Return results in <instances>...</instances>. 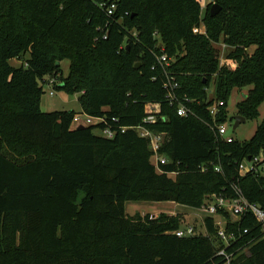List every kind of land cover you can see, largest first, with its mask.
Wrapping results in <instances>:
<instances>
[{
	"label": "trees",
	"instance_id": "16d2710c",
	"mask_svg": "<svg viewBox=\"0 0 264 264\" xmlns=\"http://www.w3.org/2000/svg\"><path fill=\"white\" fill-rule=\"evenodd\" d=\"M216 4L212 18V5L201 16L196 0H0V264H222L211 220V239L178 238L181 217L124 210L127 202L196 209L213 194L233 196V184L264 209V174L237 172L241 161L264 158V119L250 140L227 143L210 129L208 110L223 101L216 122L224 124L231 92L250 88L236 113L259 116L264 0ZM214 44L231 48L221 67ZM25 54L20 67L10 65ZM162 55L171 59L167 68L157 61ZM165 69L193 116H177L167 102ZM52 77L62 80L55 90L78 94L90 116L125 127L156 116L148 128L166 135L165 173L157 174L147 140L132 131L109 140L74 126L73 111L43 113L42 84ZM234 228L241 250L233 264H264L256 221L246 216Z\"/></svg>",
	"mask_w": 264,
	"mask_h": 264
},
{
	"label": "built area",
	"instance_id": "2783aa9c",
	"mask_svg": "<svg viewBox=\"0 0 264 264\" xmlns=\"http://www.w3.org/2000/svg\"><path fill=\"white\" fill-rule=\"evenodd\" d=\"M200 6L201 16L207 6L216 3V0H196ZM114 5L108 8V15L114 12ZM204 34V32H202ZM225 47L224 45H222ZM223 59L220 56V67L223 65ZM158 63L167 68L171 64V59L166 55L157 57ZM165 82L164 89L167 92V102L170 106H176V114L179 117L193 116V113L189 107L177 99L176 93L179 90V83L176 78L167 70H164ZM50 89L49 95L53 96L55 85H59L60 81L56 78H47L44 82ZM185 103H189L187 98H184ZM224 107L223 101L213 100L209 107V115L212 118V124L210 129L216 133L217 136L222 138L227 143H232L234 139L227 136V128L224 124H217L216 120L220 114V110ZM82 119L84 121H82ZM157 121L156 116L150 115L143 119L142 124L136 127H125L118 124V120L110 119L107 116L94 117L85 113L76 114L73 117L74 126H86L93 127L102 133V138L114 139L118 135L132 131L138 135L139 138L145 139L148 142V148L151 152V163L157 172V174H164L161 166L168 163L167 159L159 154L160 148L164 142L162 137L164 134L151 131L148 126L154 125ZM212 166V164H210ZM238 176L245 177L248 174L262 173L264 174V158L259 155L253 159L243 160L238 165ZM202 173L208 171V166H202L200 168ZM213 171L217 174L221 173L219 166H213ZM178 173H168V176L176 177ZM233 196H226L222 194H213L207 198L205 203L199 208L193 209L197 211L196 219L198 220V226L188 225L183 229H179L173 234L178 238H190L194 236H202L212 238L206 224V220L212 221V228L214 229V238L220 245L215 248L216 257L221 258L222 264H233L236 255L240 252L239 249H235L234 246L238 241L236 236L234 225L238 224L246 216L252 217L259 225L264 237V209L258 205L249 202L242 195L240 188L233 184L231 186ZM192 209V208H190ZM168 216H176L175 213ZM151 219L157 216H150ZM244 233H248V230H244ZM241 237V236H240ZM247 252V250H246Z\"/></svg>",
	"mask_w": 264,
	"mask_h": 264
},
{
	"label": "rangeland",
	"instance_id": "374dc122",
	"mask_svg": "<svg viewBox=\"0 0 264 264\" xmlns=\"http://www.w3.org/2000/svg\"><path fill=\"white\" fill-rule=\"evenodd\" d=\"M201 32H204L203 25L201 26ZM223 44H214V48H216L220 56L225 59L227 53L231 50L229 47H223ZM253 48L248 50L249 54L252 53ZM28 54H25L21 59L11 60L9 63L12 67L18 68L23 63H25L26 59H28ZM224 62V61H223ZM69 65L70 62L68 60H64L60 64V68L63 74V77H67L69 73ZM62 81V80H59ZM43 88V96L40 101V110L43 113H52L59 111H73L75 114H81L82 110L80 104L78 103V94H67L64 91H55L53 96L49 95L50 89L47 85L42 84ZM250 88H243L242 90L234 89L231 92L229 99L227 100L226 105V113L227 118L224 122V125L227 128V136L234 139L237 142H245L250 140L253 136L256 127L260 125V123L264 119V102L259 106V116L253 120H245V122L240 123L236 128H234L236 124V117L239 116L236 113V105L243 100L245 95ZM207 94L209 99H214V86L210 85L207 88ZM82 121H84L82 119ZM93 134L98 137H102V133L98 130H94ZM125 214L129 217H133L135 215H140L144 217L146 215L149 216H158L160 214H173L182 218L183 225L181 229L185 228L188 225L198 226L199 222L196 219L197 211L179 206L171 203H148V202H127L124 205Z\"/></svg>",
	"mask_w": 264,
	"mask_h": 264
},
{
	"label": "water",
	"instance_id": "95a60500",
	"mask_svg": "<svg viewBox=\"0 0 264 264\" xmlns=\"http://www.w3.org/2000/svg\"><path fill=\"white\" fill-rule=\"evenodd\" d=\"M221 11V7L219 5H217L216 3L213 4L210 8V17H215L219 12ZM245 122V118L241 117V116H237L236 117V124L234 126V128H236L240 123ZM83 126H79V128H82ZM166 139V135H163L162 137V142H164Z\"/></svg>",
	"mask_w": 264,
	"mask_h": 264
},
{
	"label": "crops",
	"instance_id": "0c3cea01",
	"mask_svg": "<svg viewBox=\"0 0 264 264\" xmlns=\"http://www.w3.org/2000/svg\"><path fill=\"white\" fill-rule=\"evenodd\" d=\"M172 204V203H171Z\"/></svg>",
	"mask_w": 264,
	"mask_h": 264
}]
</instances>
